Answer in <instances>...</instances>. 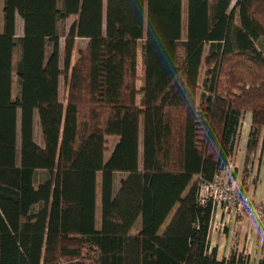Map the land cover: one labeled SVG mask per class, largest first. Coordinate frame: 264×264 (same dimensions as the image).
I'll return each instance as SVG.
<instances>
[{
  "label": "trees",
  "instance_id": "16d2710c",
  "mask_svg": "<svg viewBox=\"0 0 264 264\" xmlns=\"http://www.w3.org/2000/svg\"><path fill=\"white\" fill-rule=\"evenodd\" d=\"M186 5L185 26L183 0H4L0 264H252L239 249L219 258L200 189L238 177L225 171L251 112L238 184L249 196L264 143V0Z\"/></svg>",
  "mask_w": 264,
  "mask_h": 264
},
{
  "label": "crops",
  "instance_id": "0c3cea01",
  "mask_svg": "<svg viewBox=\"0 0 264 264\" xmlns=\"http://www.w3.org/2000/svg\"><path fill=\"white\" fill-rule=\"evenodd\" d=\"M2 26L3 24L0 25V29H2ZM244 117L241 128V141L239 140L237 153L232 159L231 165L225 171L235 168L239 178H233L231 175V179L238 184L242 168L246 163L247 140L252 113L249 112ZM253 165L255 168L252 177L254 179L256 175L257 180L254 181L250 178L248 193L253 199L264 202V143L258 147ZM210 242L212 247H217L219 258L228 256L233 249H239L250 255L252 264H262L264 260V223L252 220L244 214L232 216L221 229L211 227Z\"/></svg>",
  "mask_w": 264,
  "mask_h": 264
},
{
  "label": "built area",
  "instance_id": "2783aa9c",
  "mask_svg": "<svg viewBox=\"0 0 264 264\" xmlns=\"http://www.w3.org/2000/svg\"><path fill=\"white\" fill-rule=\"evenodd\" d=\"M200 198L202 202H212V228L221 229L228 219L238 214L264 223V202L241 195L238 183L227 173H219L213 180L203 182Z\"/></svg>",
  "mask_w": 264,
  "mask_h": 264
},
{
  "label": "rangeland",
  "instance_id": "374dc122",
  "mask_svg": "<svg viewBox=\"0 0 264 264\" xmlns=\"http://www.w3.org/2000/svg\"><path fill=\"white\" fill-rule=\"evenodd\" d=\"M186 1L187 0H183V23H184L185 26H186V9H187L186 8L187 7ZM3 6H4V0H0V25L3 24ZM74 20H75V16H71V17L67 18L66 20L61 21V23H60L61 33H66L68 31L70 25L72 24V22ZM18 22H19V25H18V30L17 31H18V34L22 35L23 34V31H22L23 30V22H22V19L20 17L18 18ZM62 41H64V37L62 38ZM86 42L87 41L84 40V39H79L78 40V46L79 47H83V46L86 45ZM259 45H260L261 49L264 51V37L259 42ZM179 51H180V54H181V57H182V55H183V47L182 46H180V50ZM77 53L78 52L75 53V57H76V55H78ZM19 55L20 54L18 52H16V54H15V63L18 60ZM139 68H140V65H139ZM62 78L63 79H62L61 91H60L61 98L63 97L64 93L66 92V88H65L66 81H65L64 77H62ZM13 86H14V92H13V94H14V96H16L19 93V83H18V78H17L16 75L14 77V85ZM247 113H249V112H246L245 115ZM36 138H37V141L39 143H42V135H41L40 126H39L38 123H36ZM240 141H241V137H240ZM116 142L117 141H116V138L115 137H113V136L109 137V148H108V151H107V156L110 155V153L112 151V148L114 147V145L116 144ZM142 149H143V147H142V137H141V143H140V154H141V156H142ZM44 176H45V174L42 171H40V173H38V180L43 179ZM119 177H120V175H119ZM97 196H98L97 197V202H98V207H97V225L100 226V224H101L100 187L98 188V194H97Z\"/></svg>",
  "mask_w": 264,
  "mask_h": 264
}]
</instances>
